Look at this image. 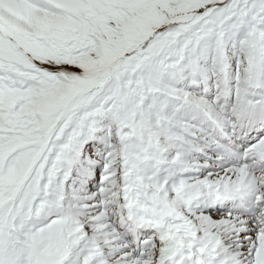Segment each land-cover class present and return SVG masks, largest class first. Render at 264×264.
<instances>
[{"label":"snow or ice","instance_id":"snow-or-ice-1","mask_svg":"<svg viewBox=\"0 0 264 264\" xmlns=\"http://www.w3.org/2000/svg\"><path fill=\"white\" fill-rule=\"evenodd\" d=\"M0 264H264V0H0Z\"/></svg>","mask_w":264,"mask_h":264}]
</instances>
